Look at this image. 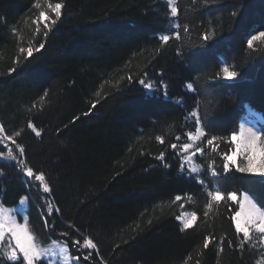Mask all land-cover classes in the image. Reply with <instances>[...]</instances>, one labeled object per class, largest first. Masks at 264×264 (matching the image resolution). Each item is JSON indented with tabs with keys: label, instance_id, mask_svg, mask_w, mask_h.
<instances>
[{
	"label": "trees",
	"instance_id": "obj_1",
	"mask_svg": "<svg viewBox=\"0 0 264 264\" xmlns=\"http://www.w3.org/2000/svg\"><path fill=\"white\" fill-rule=\"evenodd\" d=\"M36 2L0 0V122L5 134L21 132L15 139L24 160L46 174L52 192H37L15 162L0 159V202L11 207L27 195L29 224L42 244L63 241L81 261L83 252L71 241L79 239L77 229L91 237L99 255L83 264L264 263V245L254 233L238 247L231 219L236 204L221 202L205 218L206 189L179 173L171 147L197 102L207 131L222 139L234 124L238 130L246 104L264 119V44L248 49L246 43L255 30L264 31V0H177L181 39L163 46L159 35L173 31L166 0H39V9ZM56 3L63 7L52 25L48 4ZM41 10L49 19L36 33ZM45 22L52 29L46 40ZM205 32L212 33L208 41ZM30 40L33 56L9 74L19 47ZM41 42L45 47L35 51ZM225 64L236 79L223 78ZM145 73L165 85L167 97L146 94L138 83ZM189 82L196 91L186 88ZM8 147L19 155L11 142ZM220 185L238 195L249 187L236 172L221 177ZM45 198L60 212L42 216ZM183 203L198 217L186 230L176 219ZM45 218L52 229L43 228Z\"/></svg>",
	"mask_w": 264,
	"mask_h": 264
},
{
	"label": "snow or ice",
	"instance_id": "obj_2",
	"mask_svg": "<svg viewBox=\"0 0 264 264\" xmlns=\"http://www.w3.org/2000/svg\"><path fill=\"white\" fill-rule=\"evenodd\" d=\"M167 6L170 9V18H176L178 16L177 0H166ZM37 9L41 8L39 0L34 5ZM62 3H56L55 6L48 4V8L55 13L56 19L51 20V24L55 25L61 17ZM237 13L233 12L232 16H236ZM49 18L46 12L41 10L39 16L33 21L37 25L36 33L41 31L39 23L41 20L47 21ZM45 31L43 36L47 39L49 32L52 30L49 23L43 24ZM179 23H173V31L171 34L161 33L159 40L161 46L167 44L173 37L176 40L181 39V32ZM14 34H17L15 28L12 29ZM183 32L189 33V27L187 24L183 26ZM212 37L211 32H205L202 36L204 41H208ZM259 41L264 44V31L255 30V34H250L246 38L248 49L254 48V42ZM45 47V43L41 42L39 47L35 48V51H40ZM19 54L13 64V67L8 69L9 74L16 72L17 68L21 66L23 61L33 56V44L31 40L27 47L20 46ZM159 51V49H157ZM26 53V55H24ZM179 54V51H178ZM223 74V78L226 80H234L237 78L238 73L225 64L220 69ZM145 76L147 73L144 74ZM219 76V73H217ZM129 82H132L133 77H128ZM138 83L147 90L146 94L154 92L156 89L151 82H146L141 78ZM186 88L189 91H196L192 82L186 84ZM47 93H45V96ZM167 97V92L164 93ZM98 101L93 103V107ZM251 113L252 109L248 105H244ZM200 104L197 102L195 110L189 112V115L184 117L185 121H192V127L183 133L184 142L172 143V149H178L177 155L180 157V172L187 171L189 178L194 179L197 184L206 189V195L208 202L205 204L204 216L208 217L209 212L221 202L231 201L237 205L236 211L231 215V219L235 222V231L239 238L238 247L244 248L246 242L253 240V233L258 236L259 242L264 245V208L258 206V204L264 203V129L257 127L254 122H250L247 119L244 122L233 125V129L230 131L229 136L226 139H222L220 136L211 134L207 131L209 122L202 120L200 115ZM27 127L32 129L37 136L40 132L34 127L31 121L28 122ZM21 135L20 131H16L12 134H5V128L0 124V145H4L7 149L0 148V159H7L15 162V166L19 172L27 179L29 184L39 192L42 189L44 194H50L52 189L46 178V174L43 171H34L32 167L28 166L24 160V147L17 143L15 137ZM156 139L160 143H164V139L161 136H157ZM177 141H181V135L175 137ZM8 142L18 150L19 155L14 154L13 149L8 147ZM221 142L225 145L221 149ZM199 154V156H197ZM164 153H161L157 159L163 160ZM217 158L219 163H217ZM200 160L201 163L196 161ZM240 173L242 177L247 178L249 185L248 190L241 191L239 195L237 191H226V189L220 185V178L232 173ZM195 174V175H193ZM209 174L211 179H209ZM0 175H3L0 171ZM259 178V179H256ZM260 186V191L256 190V186ZM182 197L177 195L175 201H180ZM189 201L192 200L191 196H188ZM29 200L27 195L21 196L19 199V205L21 208ZM45 212H42V216L50 217L54 213L60 212L59 207L54 206L47 198L44 200ZM183 204L181 205V213L176 216V219L182 222V230L192 228L197 221V213L195 211L186 212L183 211ZM23 223L18 222L17 209L15 207H6L3 202H0V264H67L70 259L69 249L67 244L61 245L58 240L53 239L47 246H42V241L31 229L29 224L28 215L21 217ZM151 223V221H149ZM71 227V225H69ZM44 229H52L53 226L49 224V220L45 218L43 220ZM79 239H74L71 244L77 249L78 252H83L82 261L79 255L72 256L71 259L75 264H83V262H90L93 258V253L99 255L98 245L94 240L76 230ZM242 234V238H240ZM61 236H67L68 233H61ZM49 237L45 234V239ZM210 239L206 237L203 242V247L207 249L209 247ZM221 247L219 251H223V238L220 239ZM229 246H232V241H228ZM43 258V259H42ZM190 258V257H189ZM101 264L103 260L101 259ZM187 264V262H185ZM199 264V261H197Z\"/></svg>",
	"mask_w": 264,
	"mask_h": 264
},
{
	"label": "rangeland",
	"instance_id": "obj_3",
	"mask_svg": "<svg viewBox=\"0 0 264 264\" xmlns=\"http://www.w3.org/2000/svg\"><path fill=\"white\" fill-rule=\"evenodd\" d=\"M173 23H176V21L174 20V18H173V20H172V24H173ZM172 29H173V28H172ZM143 79H145L146 82H151V83L154 85V88L156 89L154 92L149 93V94H153V93L158 92V91H161L162 93H165L166 87H165V85H164L163 83H159V84H157V81L151 80V79H149L147 76H144ZM139 85H140V84H139ZM140 86L143 88L142 85H140ZM143 89H144V88H143ZM144 90H145V92H147L146 89H144ZM188 115H189V114H188ZM188 115H187V116H188ZM245 119H247V120L250 121V122H254V123L257 125V127L264 129V120H263V118H262L260 115L256 114L255 112L246 113L245 116H244V118H243L240 122H244ZM0 124H1V122H0ZM186 124H187V125H186V128H185L184 132H186L190 127H192V121L189 120V121L186 122ZM184 132H183V133H184ZM181 137H182V140H181V141H177V140L175 139V143H177L178 145H179V143L184 142V137H183V135H181ZM174 150H175V152H176V156H177V158H178L179 166H180V157L177 155V151H178V149H174ZM197 156H199V154H197ZM196 162H197V163H201L200 160H197ZM179 173H180V174H185L186 176H188L187 171H185L184 173H181V172H180V168H179ZM193 175H195V174H193ZM188 177H189V176H188ZM183 206H184V207H183V211L191 212V210H189V209L186 208V206L184 205V203H183ZM11 207H15V208L17 209V219H18V222L23 223V220L21 219V217L24 216V215H28V201H27L26 204L23 206V208H21V206L19 205V201H18V203H17L16 205L11 206ZM181 211H182V209H181V207H180V210H179L178 215H180ZM178 221H179V220H178ZM179 223H180L181 226H182V222L179 221ZM234 223H235V222H234ZM182 227H183V226H182ZM51 242H52V241H51ZM51 242L46 243V244H42V246H47V244H50ZM58 242H59L61 245L66 244V243L63 242V241H58ZM69 256H70V259H69V261L67 262V264H75V262L71 259L72 256L70 255V253H69ZM42 259H43V258H42ZM62 264H63V262H62ZM261 264H264V263H261Z\"/></svg>",
	"mask_w": 264,
	"mask_h": 264
},
{
	"label": "bare ground",
	"instance_id": "obj_4",
	"mask_svg": "<svg viewBox=\"0 0 264 264\" xmlns=\"http://www.w3.org/2000/svg\"><path fill=\"white\" fill-rule=\"evenodd\" d=\"M252 112H255L256 114H258V112H256V111H255V110H253V109H252ZM258 115H260V114H258ZM260 116H261V115H260ZM261 117H262V116H261Z\"/></svg>",
	"mask_w": 264,
	"mask_h": 264
}]
</instances>
